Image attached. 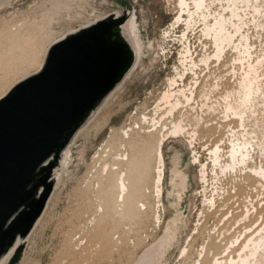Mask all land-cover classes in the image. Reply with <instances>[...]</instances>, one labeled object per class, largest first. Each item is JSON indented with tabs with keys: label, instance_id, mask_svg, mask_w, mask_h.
<instances>
[{
	"label": "rangeland",
	"instance_id": "rangeland-1",
	"mask_svg": "<svg viewBox=\"0 0 264 264\" xmlns=\"http://www.w3.org/2000/svg\"><path fill=\"white\" fill-rule=\"evenodd\" d=\"M75 1L20 0L0 12V32L3 29L4 18L7 22L16 20L15 23L27 19L30 24L35 22V25L39 27L37 33L36 31L23 33L24 40L21 38L18 45L11 41V43L8 42L10 44L6 49V55L2 57L4 62L0 64V94L9 84L21 80L20 78L34 68V66H25L23 62L29 53H32L31 60L38 62L44 52L46 53L48 46L63 36L67 30H76L80 24L96 20L100 15L110 16L119 12L123 16L127 10L135 13L142 35L147 41H151L156 55L158 52L160 56L156 59L157 61L155 59L152 61L155 53L145 56L140 62L142 65L138 68L139 71L137 70L131 77V81H127L124 88L103 109L93 124L77 138L72 147L68 171L63 175L61 182L56 185L57 189H54L53 197L51 195L52 200L50 201V197L48 201L49 205L46 206L47 211L42 222L33 233L31 232L32 234L27 236L28 238L31 235L29 240L24 241L23 256L17 264L22 262V264H132L146 246L162 233L155 222V213L159 212L163 220H168L172 216V211H174L173 216L175 215L174 208L170 207L171 210L168 207L167 197L184 192L181 188L182 159H184V168L190 175V188L182 204L178 196H176V203L180 204L182 215L187 217L189 223L180 245L172 253L168 264H194L203 245L210 240L209 232L213 231L216 225L224 228L223 232L228 238L238 234L243 227H250L252 224L250 228L259 230L262 227V220L257 221V214L252 204L264 214V202H262L264 201V195H262L264 189L260 187V180L254 177H240L238 172V174L221 172L212 164L209 154V149L219 140H223L224 154L227 153L229 139L232 138L231 129L236 131V134L244 130L242 127L250 131L256 129L259 138L262 139L263 136L264 102L261 99L256 103L254 109L256 113L248 114L249 118L246 117L242 123L233 115L230 118L226 117V103L220 98L238 89V78L245 65L236 60L237 53L229 50L221 61L212 60L210 69H206L200 75L201 83L197 88V96H201V90L206 89L211 93V100L205 101V98L199 97V103L204 101L209 105H205L204 102L201 106L192 103L193 109H187V118L190 119V123L196 125L200 122L198 126L200 139L196 140L192 146L189 145L188 138H170L165 142L168 143L164 146L168 167L169 156L173 151L177 150L181 155L177 157L178 161H171L169 177L171 193L166 195L167 185L165 183L163 205L166 209L164 211L162 204H160L161 209H158L157 199L153 193L155 151L152 147H150L151 151L143 147L142 151L139 148V152L132 153L130 146L131 144L142 145L141 143L146 139V133L152 129V119L162 114L163 110L156 112L154 108L162 92L168 89L169 79L175 77L180 81L179 84H182L179 75L183 74L185 69L180 60V52L183 50V44L179 41L181 38L174 40L173 37H168L164 40L165 32L170 29L178 14V0H82L77 1L78 3ZM52 3L57 4V9H54ZM62 4L63 6L68 4L71 9L62 8ZM262 4V16L256 15L253 21V17L247 15L242 32L251 37L252 59L255 62L256 60L263 61L258 66V71L261 75V83L264 85V1ZM215 8L218 11L221 9L217 3ZM184 28L185 26H181L176 29L177 37L182 35ZM198 28L195 32L189 33V39L193 56L200 60L203 55L213 52V45L201 34V27ZM33 33L38 36V40L30 38ZM11 53L12 57L9 55ZM187 73L189 75L185 80L186 85L192 82V74ZM215 83L220 85L218 89L211 88V85ZM212 102H217L215 112L208 109ZM146 115L148 120H145ZM123 131H128L130 137L124 135ZM193 150L197 153L201 163L207 165V182L201 181L199 173L201 165L193 161L195 154ZM124 153L132 155L139 166L131 169L124 162L123 165H118L121 166L120 168L113 167V169H119L115 172L117 175L113 176L115 179L119 177L120 171L124 173L122 177L127 175L125 180L128 179L126 183L129 191L125 202L122 203V198H120V202L116 203L118 190L115 188L112 191L113 204H107L105 202L106 189L110 183L108 180L110 175L107 177V171L102 172V169L107 161L111 165L118 161L117 158L120 159V155ZM149 154L152 160L151 157H147ZM252 163L264 166V151L259 146L256 147ZM149 164L150 168H148ZM139 173L143 176H139ZM132 175L135 178H131ZM172 178L177 179L176 186H172ZM203 197H215L216 207L209 208ZM115 204L116 206L109 209L110 205ZM101 206L104 211L100 208ZM247 207L251 210L248 215L250 217L240 226L239 224L233 226L236 220L241 221L242 216H245ZM220 220L223 221L220 222ZM225 244L227 243L218 245L220 252L223 251ZM186 246L190 249L187 257L179 253L180 248ZM211 261L212 254L206 259L205 264H210Z\"/></svg>",
	"mask_w": 264,
	"mask_h": 264
},
{
	"label": "bare ground",
	"instance_id": "bare-ground-1",
	"mask_svg": "<svg viewBox=\"0 0 264 264\" xmlns=\"http://www.w3.org/2000/svg\"><path fill=\"white\" fill-rule=\"evenodd\" d=\"M18 1L20 0H0V12L6 8L13 6V3ZM77 1L80 2L82 0H76L75 2L78 3ZM263 1L264 0H178V14L176 15V19L174 23L171 25V27L169 26L170 29L165 32L164 40H166L168 37L169 38L173 37L174 40H176L177 38L178 39L181 38L179 41L182 42L183 44V50L180 52V60H181V64L185 69L184 73L179 75L182 84L180 85L179 84L180 81L177 80L175 77L169 79L168 89L162 92L161 96L158 98L156 108H154L156 109V112H158V110L160 111L163 110V112L161 111L162 114L159 117H154L152 119L153 122L151 126L152 129L146 133V139L143 140V142L141 143L142 145L131 144L130 146L133 151L132 153H134L135 151L139 152V148L142 151L143 147L144 148L146 147V149L147 148L150 149V151H151L150 147H152V149L155 151L154 153L155 156H153L155 157L154 159L155 178L153 184V193L155 194V197L157 199L158 209L160 208V204H162L164 211L166 209L163 205L164 204L163 197L165 194V183L167 185L166 195L168 196L171 193L169 189L171 161L172 162L174 160L178 161L177 157L181 155L179 151L174 149L175 151H173L172 155L169 156V167H168L164 154V146L168 143L165 142L167 140H170V138L173 139L188 138L189 145L192 146L196 140L200 139L199 128H198L200 122H198V124L196 125L195 124L192 125V123H190L191 122L190 119L187 118L188 117L187 109L188 108L193 109L192 103H196L197 105L200 104L201 106V103L204 101H201V103H199L198 102L199 97L205 98L206 99L205 101H208L210 99L211 93L208 92L209 90L202 89L200 92L201 96L198 97L197 88L201 83L200 82L201 73L204 72L206 69H210L212 60L219 62L221 61L222 58L225 57V55H227V52L229 50H232L235 53H237L236 60H239L243 65H245L243 67L242 73L238 78L239 79L237 82L238 89L230 91L228 92V94L226 95L224 94L225 96L220 97L226 103L225 112L227 114L226 115L227 118L228 117L230 118L231 115H233L234 118H238L242 123H244L245 118L246 117L249 118L248 114L254 115L256 113V110L254 109L258 100L261 99V101L264 102V85L261 83V75L258 71V66L262 64L263 61L256 60L255 62V60L252 59L253 46L251 43V37L249 36V34H245L244 32H242V29L245 25L244 23L245 17L247 15L248 17L249 15H251L253 19L255 18L256 15L262 16ZM216 3L220 5L221 7L220 11H218L215 8ZM53 5H54L53 6L54 9H57L56 7L57 4H53ZM61 7L67 10L71 9L68 4L67 6L65 5L63 6L62 4ZM73 11L74 10L72 9V12ZM115 16L120 17L121 13L117 12ZM105 18H107V16L100 15L96 20L90 21L87 24H80V27L76 30L75 29L67 30L65 34L59 37L58 39H56L54 43L64 39L71 33H76L77 31L89 27ZM5 19L6 18L3 19L2 22L3 29L0 32V64L4 62L3 61L4 58L2 57L6 55V49H8V46L11 42H14L16 45H18L17 43L22 38L23 33H25L26 31L27 32L36 31L37 33L39 31V27L35 25V22L33 24H30L29 20L27 19L16 23H15L16 20H11L12 22L10 21L7 22V19L6 20ZM253 21H255V19ZM181 26H185V28L183 30L182 35L180 37L179 36L177 37L176 29L180 28ZM29 27L32 28L34 27V28L30 29ZM198 27L199 28L201 27V32H202L201 34L205 37V39L209 40V42L213 45V52L209 55H203L200 58V60H197L193 56L190 47V39H189V33L195 32V30ZM117 36L123 41L127 42V44L129 45V48L133 56L132 63L129 69L123 75L120 82L115 86L113 90H111L105 96V98L101 101V103L91 113V115L83 124V126L77 131L71 143L65 148V150L62 151L59 164L57 168L54 170L53 178L55 179V186H54L55 190L57 189L56 185H58L61 182L63 175L68 171L67 167L72 155L71 154L72 147L73 144L76 143L77 138L80 135L82 136V134L97 119L98 115L103 111V109L107 107L108 104L111 102V100L124 88L127 81L131 79V77L136 73L138 68L142 65V63L140 64V62L143 60L145 56L155 53L154 54L155 57L152 58V61H154V59L155 60L158 59V56H160V53L158 52L156 55V51L152 48L151 41L149 40L147 41L144 35H142V31L140 25L138 24V20L136 18L135 13L132 12L128 13L126 22L117 29ZM30 38H33L34 40H38V36H35L34 33ZM8 42L10 43L8 44ZM54 43L48 46L47 50H45L46 53L44 52V54L41 56L38 62H34L31 60L30 56L32 55V53H29L27 55V59L23 61L26 64L24 65L29 67L34 66V68L25 76L20 78L21 80L19 81L17 80L16 83L14 82L12 84H9L6 87V89L0 94V99L3 98L19 82L40 71V69L44 64L48 49ZM35 45H37V43ZM151 49H153V51ZM164 49L166 50V48ZM164 49H162V51H165ZM7 53H9V51ZM9 55H11L12 57V53ZM148 64H150V62ZM201 69L203 71H201ZM187 72H190L192 74V80H191L192 82H190L188 85H186L185 82L187 76L189 75V73ZM219 86L220 85L218 83H215L211 85V88L218 89ZM217 102L215 103L212 102V105H210L208 109H212L215 112L216 111L215 104H217ZM205 103L206 102H204V104ZM205 105H209V104H205ZM145 120H148L147 115L145 116ZM242 129L244 130L242 132L240 131L241 132L240 134H236L237 132L231 129L230 132L232 134V138L229 139L230 141L228 140L229 146L227 148L228 151L226 154H224V148L222 147L223 140L222 141L219 140L220 143L219 141H217L216 144L209 149L210 159L212 161V164L215 167H218L220 171L223 173L230 172L233 174L238 172L240 174V177L242 176L247 178L254 177L259 179L260 187L264 189V166L255 165L252 163L254 159V152L256 150V147L259 146L262 149V151H264V141H263L264 132L262 139H260L258 136V131L256 129H253L252 131H250L249 129H245L243 127ZM124 135L130 137L128 131H125ZM135 135L136 134L134 133V136ZM149 155L147 156L148 158L151 157V155L150 156ZM120 156L122 158L121 157L120 159L117 158L118 161L115 162L113 161L114 163L113 164L111 163V165H109L108 164L109 161H107V163H105L102 169V172L107 171V177H109L110 175V178L108 179L110 183L106 189L107 200L105 199V202H107V204H111L113 202L112 191L115 188H117L118 190L116 203L120 202L119 201L120 198H122L121 200L122 203L125 202L126 195L129 191V186L126 183L128 179L125 180V177H127L126 174L125 177H122L124 173L120 171L119 177L117 179L113 177L114 175H117L115 174V172L119 170L118 168L121 167L118 165H121L122 163L126 162L131 169H135L136 166H139L137 165L138 162L135 160V158L132 157V155L130 156L129 153L127 154L124 153ZM144 160H146V158ZM193 161L198 162L201 165V170L199 171L201 176V181L207 182V176H208L207 165L201 163L196 152L193 155ZM182 163H183L182 165L183 172L181 177L182 179L181 183L183 185L181 184V188H183L184 192L181 193L180 195L178 192L177 195L171 194L169 197H167L168 204L170 205V206L168 205V207L174 208L175 215L173 216L174 211H172V216L168 220H163L159 212L155 213V222L158 225V227H160L162 233L156 239H154L152 243L146 246V248L141 252V254L132 264H168V261L172 253L181 243L182 236L186 232L189 222L187 217L182 215L183 213H182V209L180 208V204L176 203V196H178L179 201L182 204L184 196L187 194L190 188V175L187 173L186 168H184V159H182ZM115 166L116 167L118 166L117 170L113 169V167ZM148 168H150V164ZM139 169L141 170V168H138V170ZM133 174H135V172ZM139 174L137 175L143 176L141 175V173ZM133 177L134 176L132 175L131 178ZM176 180L177 179L172 178L171 180L172 186L177 185ZM133 186L136 187L135 185ZM262 195H264V193ZM52 197L50 201L52 200ZM204 199H205V203L209 205V208L216 207L217 201L215 197L212 198L207 197ZM225 203L226 202H224V204ZM112 206L114 207L116 206V204L110 205L109 209H111ZM252 206H253V210H255L257 214V216L255 215L257 217V221L262 220V227H260L259 230L257 228L256 230H253L252 228H250L253 224L250 227L245 226L243 227L242 230H240V232H238V234L228 238L225 236V233L223 232L224 228H220L219 225H216L213 231L209 232L210 240L206 245H203L202 250L199 253L194 264H205L206 259L209 257L210 254H212V261L210 264H264V214L263 211H259L254 204H252ZM259 206L262 207L261 205ZM100 208L102 209V211H104L103 206H101ZM133 210L134 208L132 209V211ZM46 211L47 209L43 213L42 217L36 223L32 233L42 222V219L44 218ZM250 211L251 210L249 209V207H247L245 211L246 212L245 216L244 217L242 216L241 221L236 220L233 226L238 224H239L238 226H240L243 221H246V219L250 217L248 216ZM202 214H204V212H202ZM222 221L223 220H220V222ZM161 225H163L162 228ZM29 237L26 239L18 238L15 244L9 250V252L0 259V264H9L12 257L17 253L20 245L24 243L25 240L28 241ZM223 243H227V244H225L226 246H224L223 251L220 252V248L218 247V245H222ZM189 252L190 249H188L187 246L184 248H180L179 250V253H181L185 257L189 255Z\"/></svg>",
	"mask_w": 264,
	"mask_h": 264
},
{
	"label": "water",
	"instance_id": "water-1",
	"mask_svg": "<svg viewBox=\"0 0 264 264\" xmlns=\"http://www.w3.org/2000/svg\"><path fill=\"white\" fill-rule=\"evenodd\" d=\"M128 13L51 45L40 71L0 99V259L32 232L55 189L62 151L129 69L131 50L117 36Z\"/></svg>",
	"mask_w": 264,
	"mask_h": 264
}]
</instances>
